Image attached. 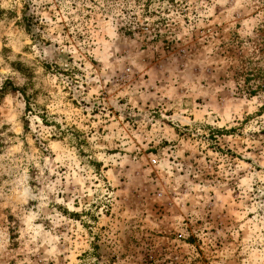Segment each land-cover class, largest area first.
Wrapping results in <instances>:
<instances>
[{
  "label": "rangeland",
  "instance_id": "374dc122",
  "mask_svg": "<svg viewBox=\"0 0 264 264\" xmlns=\"http://www.w3.org/2000/svg\"><path fill=\"white\" fill-rule=\"evenodd\" d=\"M258 68L264 0H0V264H264Z\"/></svg>",
  "mask_w": 264,
  "mask_h": 264
},
{
  "label": "trees",
  "instance_id": "16d2710c",
  "mask_svg": "<svg viewBox=\"0 0 264 264\" xmlns=\"http://www.w3.org/2000/svg\"><path fill=\"white\" fill-rule=\"evenodd\" d=\"M261 77V78H260ZM257 78H259L258 80L263 82L264 81V69L262 68H258L257 70H255L254 72H251L249 74H247V80H253L254 82V79L256 80ZM261 82H257V83H253L250 86L249 88V94L251 96L255 95L257 93L258 90H262V88L264 87V82L261 83ZM4 88V86L2 87V89ZM13 90H20L19 88L17 87H11ZM23 93V92H22ZM24 94V93H23ZM261 111H264V103L262 104L261 106Z\"/></svg>",
  "mask_w": 264,
  "mask_h": 264
}]
</instances>
